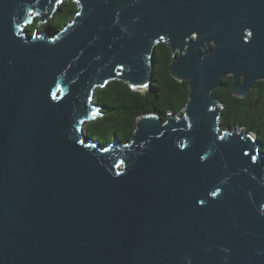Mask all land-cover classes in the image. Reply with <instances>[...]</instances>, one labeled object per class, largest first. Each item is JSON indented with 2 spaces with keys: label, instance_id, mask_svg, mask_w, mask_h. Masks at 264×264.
<instances>
[{
  "label": "water",
  "instance_id": "95a60500",
  "mask_svg": "<svg viewBox=\"0 0 264 264\" xmlns=\"http://www.w3.org/2000/svg\"><path fill=\"white\" fill-rule=\"evenodd\" d=\"M62 1L0 0V264H264V153L213 95L264 79V0H74L25 28ZM160 41L182 115L88 136L96 88H148Z\"/></svg>",
  "mask_w": 264,
  "mask_h": 264
},
{
  "label": "trees",
  "instance_id": "16d2710c",
  "mask_svg": "<svg viewBox=\"0 0 264 264\" xmlns=\"http://www.w3.org/2000/svg\"><path fill=\"white\" fill-rule=\"evenodd\" d=\"M77 10L74 0L62 1L53 16L41 23L38 17L25 28L30 32H53L68 22ZM152 83L144 91L133 90L121 79H113L103 87H97L93 102L99 114L85 125L86 134L100 143L111 141L114 136L121 142L132 137L137 117L145 113L158 114L165 121L169 112L182 115L188 101L187 81L174 79L169 72L172 53L163 41L153 48ZM222 86L213 91L220 100L221 130L241 129L257 136L260 152L264 153V79L255 82V87L244 97L232 93V77L222 79Z\"/></svg>",
  "mask_w": 264,
  "mask_h": 264
},
{
  "label": "rangeland",
  "instance_id": "374dc122",
  "mask_svg": "<svg viewBox=\"0 0 264 264\" xmlns=\"http://www.w3.org/2000/svg\"><path fill=\"white\" fill-rule=\"evenodd\" d=\"M146 88H142V89H140L141 91H144ZM238 130H241V129H238Z\"/></svg>",
  "mask_w": 264,
  "mask_h": 264
}]
</instances>
